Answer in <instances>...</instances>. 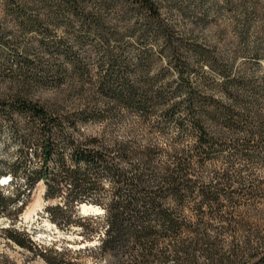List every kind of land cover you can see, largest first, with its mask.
<instances>
[{"label":"trees","instance_id":"obj_1","mask_svg":"<svg viewBox=\"0 0 264 264\" xmlns=\"http://www.w3.org/2000/svg\"><path fill=\"white\" fill-rule=\"evenodd\" d=\"M0 4L23 19L24 29L39 33L54 21L72 17L108 46L111 41L122 43L126 36L141 44L163 43L182 81L186 99L172 105L164 117L171 123L177 108V140L165 143L160 140L164 128L151 124L158 118L162 97L155 81L145 75V52L139 64H133L122 49L109 50L107 61L113 71L88 97L87 106L74 113L35 103L29 91L9 101L0 99V124L18 126L15 114L26 119L17 128L20 159L13 166L15 178L23 171L31 190L44 182L47 200L64 201L66 210L50 209L55 218L70 215V223L72 212L83 204L105 211L103 216L80 219L104 230L101 245L88 250L96 257L95 264L106 259L112 264H264V77L234 75L223 59L212 57L208 62L222 78L198 75L192 82L189 53L173 42L174 32L154 0H0ZM115 8L122 11V23L134 17L135 27L111 25L106 18ZM255 36L261 49L264 27ZM43 47L52 55L59 50L46 42ZM66 53L72 57L69 47ZM71 64L77 74L83 70L79 61ZM39 65L54 74L47 76L64 80L67 69L58 59L51 56ZM19 67L21 72L29 70L28 75H17L23 90L48 81L45 75H36L32 63L21 62ZM133 68L138 73L131 75ZM129 118L130 124L121 125ZM93 121L118 123L130 133L87 136L80 126ZM24 195L20 192L16 200ZM9 202L0 199V214ZM95 233L87 229V235Z\"/></svg>","mask_w":264,"mask_h":264},{"label":"rangeland","instance_id":"obj_2","mask_svg":"<svg viewBox=\"0 0 264 264\" xmlns=\"http://www.w3.org/2000/svg\"><path fill=\"white\" fill-rule=\"evenodd\" d=\"M154 1L159 5L164 21L174 32L175 45H182L189 53L188 75L192 82L196 81L198 75H209L217 80L222 78V74L208 62L212 57L223 59L225 66L233 68L234 75L264 77V46L258 48L255 36L264 27V0ZM121 13V9L115 8L106 19L119 29L135 27V18L122 23ZM22 24L23 19L0 4V99L9 101L13 95L29 91V99L35 103L50 109L58 108L64 114L74 113L87 106L88 97L100 90L102 80L113 71L107 61L109 50L122 49L133 64H139L140 56L145 52V75L155 81V90L162 97L158 118L150 122L156 128H164L161 142L177 140V108L171 113L174 119L171 123H167L164 117L172 105L184 103L186 95L181 90L182 81L176 65L168 58L163 43L156 44L150 40L141 44L135 38L126 36L122 43L111 41L108 46L94 32L83 30L82 24L72 17L44 26L41 33L24 29ZM43 42L59 50L53 51L52 55L44 49ZM68 47L72 51L70 58L66 53ZM51 56L67 69L62 81L47 76L54 74H49L47 68L39 65L41 61H50ZM73 61H79L83 67L79 75L74 72ZM21 62L34 64L37 67L36 75H45L48 81L43 85L34 84L33 88L27 90L20 88L17 75L29 74L27 68L21 72ZM133 71L131 75L138 73L134 68ZM14 120L19 123L18 126L9 121L0 124V199L10 201L0 214V264H49L47 258L56 264H95L96 257L88 250L101 245L102 226L80 220L84 217L79 211L80 205L72 212L70 223V215L55 218L50 209L61 206L66 210L64 201L47 200L44 182L31 190L23 171L15 178L13 166L20 159L17 128L24 126L26 119L15 114ZM130 121L129 118L121 125L130 124ZM121 125L93 121L81 124L80 128L91 137L104 133L111 137L128 135L130 132L123 130L125 126ZM157 135L160 133L157 132ZM6 177L12 178L13 182L4 187L1 180ZM20 192L25 195L21 200H16ZM32 209H36V213L28 220L27 214ZM100 209L102 212L95 216L105 214ZM87 229L95 230L97 234L87 235ZM10 234L25 246L13 240ZM103 264L112 262L106 259Z\"/></svg>","mask_w":264,"mask_h":264},{"label":"bare ground","instance_id":"obj_3","mask_svg":"<svg viewBox=\"0 0 264 264\" xmlns=\"http://www.w3.org/2000/svg\"><path fill=\"white\" fill-rule=\"evenodd\" d=\"M11 179V178H10ZM4 183L2 184V186L6 187L7 185H4V184H7V180H3ZM36 207H39V206H36ZM82 211H83V215H97V214H100L102 212V210L99 208V207H96V206H92V205H86L84 204V206L82 207ZM36 213V209H32L28 214H27V219L30 220L32 218V215ZM51 227V226H48V228ZM57 230V229H55ZM59 234V232H58Z\"/></svg>","mask_w":264,"mask_h":264},{"label":"water","instance_id":"obj_4","mask_svg":"<svg viewBox=\"0 0 264 264\" xmlns=\"http://www.w3.org/2000/svg\"><path fill=\"white\" fill-rule=\"evenodd\" d=\"M86 205H88V204H86ZM83 206H84V204L79 206V211H80V213H81L82 216H84V217L95 216V215H93V214H91V215H83V214H84L83 211H82V207H83ZM92 206H93V205H92ZM97 215H98V214H97Z\"/></svg>","mask_w":264,"mask_h":264}]
</instances>
